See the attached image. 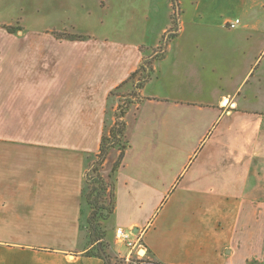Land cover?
Wrapping results in <instances>:
<instances>
[{
  "label": "crops",
  "instance_id": "crops-1",
  "mask_svg": "<svg viewBox=\"0 0 264 264\" xmlns=\"http://www.w3.org/2000/svg\"><path fill=\"white\" fill-rule=\"evenodd\" d=\"M182 1L179 7L183 5ZM217 1L191 0L194 10L179 8L177 36L169 43L165 58L152 64L150 79L137 91L142 100L139 103L133 99L126 114L127 128L129 116L139 113L144 99L148 102L146 117L151 124L161 118L162 131L174 130L177 126L187 130L201 129L198 143L201 146L210 131L223 122L224 108L229 105V99L237 95L226 92L225 83L229 82L232 73H237L239 64H243L242 87L249 85L256 71V62L260 59L255 58L250 41H253L255 32L264 31V26L252 24L249 20L248 24L243 25L242 22L236 30L228 29L227 24L233 20L217 22L210 16V8ZM239 1L253 17L257 0ZM127 2L129 5H125ZM167 2L104 1V10L114 11L119 17L118 25L126 32L142 35L140 41L133 45L117 46L110 38L88 42H0V56L5 55V50L15 48L77 45L91 48L93 55L103 53V64H109L101 86L72 92L70 97L75 99L76 106L64 116L58 115L48 125L46 115L38 112L27 115L12 104L0 106V130L6 131L5 136H0V264H105L98 257L85 256L92 248L82 229L87 156L99 153L105 129L109 123L111 127L115 124L114 116L108 118V110L110 108L113 114L119 105H110L111 92L128 81L143 60L155 56L162 37L172 28L173 13L170 9L173 4ZM159 25L163 26L159 28ZM118 47L123 59L110 63L113 60L106 52H118ZM111 64H114L115 72L110 71ZM148 88L152 94L146 97ZM238 107L237 103L233 104L237 113L251 114L248 106L240 110ZM34 129L54 130L56 135L43 139L30 138L22 133L12 137L9 132ZM232 129L234 135L231 134V139L234 137L235 142L230 143L233 147L231 152H222V128L213 140L201 170L180 190L176 184L186 167L179 174H174L170 181L160 180L156 175H149L150 170L141 171L144 170L145 159L139 150L136 158L143 162L138 160L141 169L136 170L137 161L135 158L128 161L131 148L128 150L116 176V210L120 189L131 197L142 195L143 198L144 195L147 201L149 195H163L157 201L155 211L165 202L164 195L181 196L174 206L176 209L169 212L170 217L159 219L157 216L153 220L152 216L147 218L145 225L141 220L129 224V230L147 228L144 236L147 259L164 264H226L227 249H231L232 255L235 248H241L246 242L249 246L246 259L264 258V234L256 226L260 218L255 217L257 210H264V183H256L255 178L259 174L255 171L253 155L239 164L240 152L236 147L239 134L246 135L248 143L249 139L250 142L254 140V131L247 127ZM195 155L196 152L189 154L190 162ZM224 168L230 172L227 178H223ZM119 228L123 227L116 229ZM123 246L115 241L112 249L130 261L132 254L128 249L124 252Z\"/></svg>",
  "mask_w": 264,
  "mask_h": 264
},
{
  "label": "rangeland",
  "instance_id": "rangeland-1",
  "mask_svg": "<svg viewBox=\"0 0 264 264\" xmlns=\"http://www.w3.org/2000/svg\"><path fill=\"white\" fill-rule=\"evenodd\" d=\"M104 1L0 0V42H24L22 44L42 41L49 43L85 40L88 42L106 41L110 38L109 40L116 42L117 46L125 43L137 44L142 35L140 36L130 31L126 32L120 24L118 25L119 17L115 15L114 11L104 10ZM182 2L181 9L194 10L191 0H183ZM256 2L258 6L253 12V17L248 15L245 11L244 3L239 0H218L211 6L210 16L217 22L240 19L243 25L248 24V21L251 20L252 24L264 26V0H257ZM167 3L172 4L171 0H168ZM125 5H129V3L127 2ZM170 11L173 13L171 15L173 26L169 31L175 33L179 28L177 25V7L172 6ZM162 26L159 25V28ZM253 36L254 39L250 43L253 45L255 58H260L256 62V71L253 78H251L252 80H250L247 87H242L241 73L245 67L243 64H239L237 73L231 74L229 82L225 83L227 85L225 90L233 94L237 93V95L229 99V105L224 108L226 110L224 112V120L218 124V128L216 126L210 131L205 142L206 145L201 146L198 144L202 134L201 129L187 130L184 127L177 126L174 130L162 131L161 118L154 121L156 123L151 124L146 117L147 99L143 100L142 108L139 113L136 112V116L131 113L128 122L129 128H127L131 154L127 159L128 161L132 160V158L136 159L137 163L134 166L136 170L141 169L139 168L141 163L138 162L140 158H136L137 150L144 155L145 159L144 170L141 169V171L148 172L150 170L149 175H156L160 180L170 181L173 179L174 174H179L186 167L185 173L176 184L177 189L180 190L197 171L201 170L205 157L209 154L210 147L214 142L213 140L222 128L224 132L222 135V140L224 141H222V152L227 154L233 148L230 143L235 142L234 137L231 139V134L233 133L234 135L232 128L247 127L253 128L254 140L250 142L251 139H249V142L246 143L248 139L246 135L239 134L236 137V142L238 141L239 143L236 146L240 152L239 164H242L246 157L253 155L255 171L259 174V177L256 176L255 178L256 183H264V31L255 32ZM183 40L186 39L184 38ZM76 47L77 45L51 44L40 48L5 50V55L0 56V106L12 104L14 108L22 110L21 112L25 114L38 112L41 115H46L48 118L45 120L47 125L54 122L58 115H66L70 108L76 106L75 99L70 97L71 93L99 88L102 84L104 71L109 67V64L106 66L102 62L103 53L96 52L93 55L91 48L86 49L78 46L76 49ZM118 50V52L116 50L106 52V55L110 54V58L113 60L110 63L121 62L123 59L122 51L119 47ZM157 52L159 50H155V55ZM116 57H119V59H115ZM91 60H93V65ZM112 65L114 64H111L110 71L115 72ZM140 79V77L129 79L112 91L109 96L110 105L114 107V104L119 105V103L123 102L130 109L132 101L134 102L133 99L138 100L140 103L142 98L137 94V91L143 86V82ZM150 89H147L146 97L152 94ZM246 96H248L247 100L245 99ZM236 103L239 106V110L248 106L251 114L247 115L234 111L233 104L235 105ZM108 111L109 119L112 116H116L117 110L113 114L110 108ZM124 120L126 122V116ZM110 128L111 125L109 123L105 133ZM9 132L12 137L22 133L30 138L43 139L54 138L56 135V131L49 129L10 130ZM5 134V130H0V136H5ZM225 142L228 144H225ZM236 147L234 146V148ZM193 152H196V155L190 162L188 157ZM118 155L117 149L112 150L108 160L101 168V173L105 179H108V175L112 172L113 164ZM155 155L158 157H154ZM94 159V155L87 156L86 168L88 171ZM140 161L143 162L141 159ZM227 175H230L229 169L224 168L223 178H227ZM176 195H164L166 198L165 202H163L158 211H155L157 201H160L163 195H149V200L147 201L144 195L143 198L142 195H133L131 197L123 189H120L118 208L117 210L115 209L116 214L109 221L101 222L102 229L105 232V243L108 245L107 252L110 256L118 260L124 259L112 249L115 247L116 237L114 235L116 234V228L121 226L125 228V232L132 231L135 236L134 239L140 240L142 246L131 252L125 245L123 246L124 252L128 249L132 254L131 259L137 264H141L142 260H147V246L144 242L147 228H138V233H135V230H129L128 226L132 221L136 220H141L142 224L145 225L147 218H152V216L153 220L157 216H159V219L160 217L161 219L170 217L168 216L169 212L176 209L174 206L181 199L180 194ZM82 203L85 208L84 224L82 226L83 235L90 243L88 219L92 210L84 196H82ZM255 217L260 218V222L256 226H258L260 233L264 234V219L262 218L264 217V210H257ZM143 250L146 255L142 253ZM235 250L234 254L231 255V249H227L229 256L226 264H264V258L262 257L259 259H254V257L246 259L249 254L247 242L242 244L241 248H235Z\"/></svg>",
  "mask_w": 264,
  "mask_h": 264
},
{
  "label": "trees",
  "instance_id": "trees-1",
  "mask_svg": "<svg viewBox=\"0 0 264 264\" xmlns=\"http://www.w3.org/2000/svg\"><path fill=\"white\" fill-rule=\"evenodd\" d=\"M173 6L179 10V0H171ZM177 36L175 33L168 31L161 39L160 46L157 50L159 52L149 60H143L139 69L131 75L130 80L140 77L143 83L150 79L152 71V64L165 58L168 45ZM128 105L123 102L119 103L116 112L115 124L104 133L101 139L99 153L92 161L90 170L86 172L85 185L83 194L89 205L92 213L88 219L89 241L92 248H90L85 256L98 257L104 261L105 264H135L131 259H115L107 252V243H105V232L102 229L101 222L109 221L115 213L116 209V174L122 167L126 158L127 150L130 148V142L127 137V125L125 116L128 112ZM117 149L119 152L118 158L113 164L112 172L105 179L101 173V168L108 160L112 150ZM104 232V233H103ZM141 264H164L157 260H142Z\"/></svg>",
  "mask_w": 264,
  "mask_h": 264
},
{
  "label": "built area",
  "instance_id": "built-area-1",
  "mask_svg": "<svg viewBox=\"0 0 264 264\" xmlns=\"http://www.w3.org/2000/svg\"><path fill=\"white\" fill-rule=\"evenodd\" d=\"M242 25V21L240 19H236L233 21H230L227 26L230 30H236L238 29L240 26ZM116 242L126 245V247H128V249H130L131 252H133L134 250H136L138 247H142L140 244V240L134 239V235L132 233V231L130 232H125L124 229L119 228L116 230ZM137 264V263H135Z\"/></svg>",
  "mask_w": 264,
  "mask_h": 264
},
{
  "label": "water",
  "instance_id": "water-1",
  "mask_svg": "<svg viewBox=\"0 0 264 264\" xmlns=\"http://www.w3.org/2000/svg\"><path fill=\"white\" fill-rule=\"evenodd\" d=\"M135 233H138V229L135 230ZM143 254L146 255V252L143 250Z\"/></svg>",
  "mask_w": 264,
  "mask_h": 264
},
{
  "label": "bare ground",
  "instance_id": "bare-ground-1",
  "mask_svg": "<svg viewBox=\"0 0 264 264\" xmlns=\"http://www.w3.org/2000/svg\"><path fill=\"white\" fill-rule=\"evenodd\" d=\"M142 253H143V251H142Z\"/></svg>",
  "mask_w": 264,
  "mask_h": 264
}]
</instances>
